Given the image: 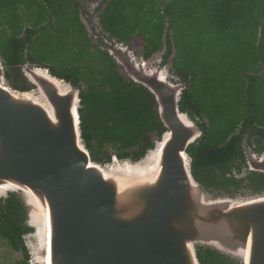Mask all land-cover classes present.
<instances>
[{"label": "water", "instance_id": "1", "mask_svg": "<svg viewBox=\"0 0 264 264\" xmlns=\"http://www.w3.org/2000/svg\"><path fill=\"white\" fill-rule=\"evenodd\" d=\"M114 43L108 51L154 95L166 128L138 161L93 160L82 136L80 89L28 62L22 70L36 90L17 91L0 61V201L22 197L31 259L201 264L197 247L205 246L240 264H264V193L207 192L188 154L203 130L180 109L186 85L170 79L167 65L138 60L129 46ZM244 149L250 170L264 173V152Z\"/></svg>", "mask_w": 264, "mask_h": 264}, {"label": "trees", "instance_id": "2", "mask_svg": "<svg viewBox=\"0 0 264 264\" xmlns=\"http://www.w3.org/2000/svg\"><path fill=\"white\" fill-rule=\"evenodd\" d=\"M96 1V0H92ZM77 0H0V55L7 83L30 91L22 65L37 64L80 89L81 130L93 160L138 161L166 128L154 95L123 76L108 50L93 44ZM98 21L107 39L143 59L165 49L173 73L186 85L180 109L203 130L188 148L194 177L210 194L264 193V173L228 175L246 164L244 139L264 151V0H102ZM100 35V34H99ZM82 83L85 87L82 86ZM31 231L20 195L0 201V238L30 264ZM201 264H240L198 246Z\"/></svg>", "mask_w": 264, "mask_h": 264}, {"label": "rangeland", "instance_id": "3", "mask_svg": "<svg viewBox=\"0 0 264 264\" xmlns=\"http://www.w3.org/2000/svg\"><path fill=\"white\" fill-rule=\"evenodd\" d=\"M77 1L80 4V9H79L80 18H81V20H82V22L84 24H85V20L87 21L85 26H86V28L88 30L89 36L92 38L93 44L96 45V47H98V48H104V49L108 50L110 48V43L112 42V44H115L114 41L116 42L117 40L114 39V38H112L110 40L107 39L108 38L107 35L101 29L100 23L98 21V15H97L96 10L100 6L102 0H96V1H92V0H77ZM92 11L95 12L94 15H92V13H91ZM141 45H142V43L135 44L134 49H132L134 51L135 56H136V58L138 60H144L143 56H142V51H141L142 50V46ZM164 54H165V49L163 51L157 53L156 55H154L150 59L151 64L164 66V64H160L163 61ZM173 56H174V53H173ZM172 57H171V59H172ZM114 59H115V57H114ZM171 59L169 60L168 64H165V65H167V69H168L169 74H170L169 77H170L171 80H173L175 82H181V79L177 75H175L173 73V70H172V67H171ZM0 61L2 62L3 66L5 67L4 60L1 57V55H0ZM115 61H116V59H115ZM119 66L122 67V68L119 69V72L123 76L129 77L128 73H126V71L124 70L123 66L122 65H119ZM29 84H30L31 87H34L30 91L36 90L34 85H32L30 82H29ZM82 86L85 87V85L83 83H82ZM196 120H198V118H196ZM156 138H158V137L154 136L153 137V141L156 140ZM243 144H244V146L250 147L248 145L247 137H245ZM251 149L252 148L250 147V152H252ZM252 153H254V152H252ZM111 154H112V156L115 155L113 151H112ZM247 167L250 170L249 165H247ZM213 195L221 196L220 194H213ZM233 195H236L237 197H240V196L246 197V196H249V195H255V193L254 192H248L246 194V191L242 190V191H239L237 194H233ZM26 237L27 236H25V242H26V245H27V248H28V251H29V255H30L29 262H30V264H36L31 259V249H30L31 244H30V241H28V239ZM23 258H24V253L23 252L14 251L7 244V242L5 240L0 238V264H17V263L21 262L23 260Z\"/></svg>", "mask_w": 264, "mask_h": 264}, {"label": "flooded vegetation", "instance_id": "4", "mask_svg": "<svg viewBox=\"0 0 264 264\" xmlns=\"http://www.w3.org/2000/svg\"><path fill=\"white\" fill-rule=\"evenodd\" d=\"M97 12V11H96ZM92 15L95 14V12H91ZM244 147V145H243ZM252 150V149H251ZM252 152L256 153L258 157H260L261 154H263L264 151H262L261 153H258V152H255L252 150ZM246 156V155H245ZM246 161V159H245ZM253 172L255 173H261V172H256V171H252V170H249L248 167H247V161H246V164L241 168V170L238 172L236 170H233L232 173H229L228 175L230 176H234L235 178L237 179H244V178H247L249 176H252L253 175ZM252 174V175H251ZM245 191V190H244ZM249 191L246 190V194L248 193ZM238 193V192H237ZM259 192H257L256 194H258Z\"/></svg>", "mask_w": 264, "mask_h": 264}, {"label": "bare ground", "instance_id": "5", "mask_svg": "<svg viewBox=\"0 0 264 264\" xmlns=\"http://www.w3.org/2000/svg\"><path fill=\"white\" fill-rule=\"evenodd\" d=\"M29 92H32V91H29Z\"/></svg>", "mask_w": 264, "mask_h": 264}, {"label": "crops", "instance_id": "6", "mask_svg": "<svg viewBox=\"0 0 264 264\" xmlns=\"http://www.w3.org/2000/svg\"><path fill=\"white\" fill-rule=\"evenodd\" d=\"M37 65V64H36Z\"/></svg>", "mask_w": 264, "mask_h": 264}]
</instances>
